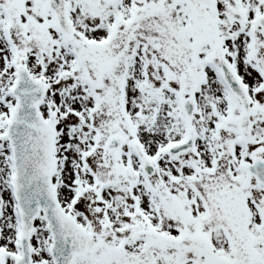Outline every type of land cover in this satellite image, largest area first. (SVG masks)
I'll return each instance as SVG.
<instances>
[{"label": "snow or ice", "instance_id": "obj_1", "mask_svg": "<svg viewBox=\"0 0 264 264\" xmlns=\"http://www.w3.org/2000/svg\"><path fill=\"white\" fill-rule=\"evenodd\" d=\"M0 264H264V0H0Z\"/></svg>", "mask_w": 264, "mask_h": 264}]
</instances>
